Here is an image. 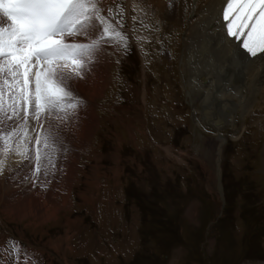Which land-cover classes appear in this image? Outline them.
Masks as SVG:
<instances>
[{
    "label": "rangeland",
    "instance_id": "1",
    "mask_svg": "<svg viewBox=\"0 0 264 264\" xmlns=\"http://www.w3.org/2000/svg\"><path fill=\"white\" fill-rule=\"evenodd\" d=\"M127 1L104 12L122 39L106 46L108 83L94 96L75 167L70 147L62 153L64 203V192L56 209L45 200L47 177L26 180L35 164L15 152L24 132L27 145L50 125L62 134L59 124L45 120L42 129L30 118L13 150L0 151V180L6 172L16 179L0 184V264H264V82L246 113L223 115L218 130L198 113L208 107L203 92L187 84L191 47L187 22L170 14L176 0H159L160 13ZM247 71L236 76L245 85ZM37 197L49 214L34 213ZM6 241L27 252L9 256Z\"/></svg>",
    "mask_w": 264,
    "mask_h": 264
},
{
    "label": "snow or ice",
    "instance_id": "2",
    "mask_svg": "<svg viewBox=\"0 0 264 264\" xmlns=\"http://www.w3.org/2000/svg\"><path fill=\"white\" fill-rule=\"evenodd\" d=\"M102 5L103 0H0V151L5 155L30 118L43 129L42 121L49 118L63 124L76 115L82 101L72 82L83 78L109 41L122 39L104 15L112 9ZM221 13L228 22L227 35L240 40L243 33L237 47L250 57L264 53V0H222ZM81 36L86 42L76 39ZM26 138L24 132L15 152L35 164L25 177L35 182L54 166L59 136L51 126L42 130L34 138V155H29ZM3 166L0 160V173ZM5 243L9 256L27 252L19 241Z\"/></svg>",
    "mask_w": 264,
    "mask_h": 264
},
{
    "label": "bare ground",
    "instance_id": "3",
    "mask_svg": "<svg viewBox=\"0 0 264 264\" xmlns=\"http://www.w3.org/2000/svg\"><path fill=\"white\" fill-rule=\"evenodd\" d=\"M113 1L114 0H103L102 6L107 9L109 3ZM139 1L141 0H128L127 2L129 7L131 6L134 11L139 9L142 10L144 7L154 13L161 12V3L159 0L138 4ZM221 7L222 0H176V4L173 5L170 11V14L176 18V21L187 22L184 44L187 47H191V50L185 58V67L183 71L187 73L188 76L187 84L190 87L201 90L203 92L201 101L204 103L208 102V107L204 108L205 110L203 111L199 110L198 113L202 114L205 120L207 119L211 124L218 125V130H220L219 127L221 126V117L223 115L235 111L237 107H241L243 112L246 113V106L254 102L257 89L259 86H262L264 82V53H259L256 57L251 58L247 56L241 47H237L240 45L239 42L227 37L224 29L225 26L221 18ZM93 35H95V33H93ZM76 39L79 42H86V38L83 36L77 37ZM106 46H108V44L96 54L95 60L90 65L89 70L84 73L83 78L76 79L72 82L71 87L77 91L76 96L78 97V93L82 101L76 111V115L63 124L59 123L55 118L53 121H51L50 118L48 119V122L55 123L56 126L59 124V130L62 131V134L58 135L59 150L55 155L59 162L56 161L57 165L52 167L53 171L49 170L50 173L46 175L48 186L45 190V200H49V204L55 209L59 206V195L64 192V198L62 200L64 203V199L67 198L70 192V183L58 177V175L61 176L62 174V172H60V166L63 165L62 159H64L62 153L65 152V150H67L66 147L69 146L70 151L73 152L74 155L76 153L77 156H80V143L84 141L85 135L87 136L89 134L88 129L93 123L92 110L94 109V96L100 95L99 97H101L108 83L106 70L110 66L111 60L106 53ZM245 57L246 62L244 59ZM245 71H247L246 85L243 83L242 79L238 78L241 76V73ZM257 78L259 80H257ZM197 116H195L196 120L199 119ZM81 118L86 120L85 125L87 128L81 123L84 121L83 119L81 120ZM48 125L47 123V125L45 124L44 126L47 127ZM48 129L49 128H47V130ZM33 137L34 136L29 138L31 142L27 144L28 148L29 146L31 147L32 140H34ZM224 140L225 139L221 136L220 141L223 142ZM220 146L221 145L218 146V152L216 153L218 171ZM34 151L35 150H33V153ZM33 153L30 149L29 155H33ZM76 155L72 158L73 165L77 163V159L75 158ZM13 169H15V167H13ZM26 169H28V166ZM65 169L66 168H64V175L62 176H65ZM19 170L20 169H18V171ZM5 181L6 185H11L15 183L16 179L14 175L9 177V174L6 172L0 180V184ZM29 183L32 184L31 182ZM36 202V206L32 209L36 215L41 216V214H49L47 212L48 205L45 201L37 197ZM30 208H32V206ZM27 215L28 214L22 213L20 217L25 218L28 217ZM45 218L48 220L49 217L45 215Z\"/></svg>",
    "mask_w": 264,
    "mask_h": 264
}]
</instances>
